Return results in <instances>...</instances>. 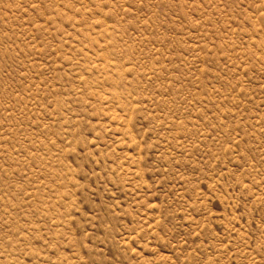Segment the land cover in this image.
I'll return each instance as SVG.
<instances>
[{
	"label": "rangeland",
	"instance_id": "374dc122",
	"mask_svg": "<svg viewBox=\"0 0 264 264\" xmlns=\"http://www.w3.org/2000/svg\"><path fill=\"white\" fill-rule=\"evenodd\" d=\"M0 264H264V0H0Z\"/></svg>",
	"mask_w": 264,
	"mask_h": 264
}]
</instances>
